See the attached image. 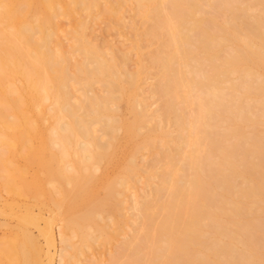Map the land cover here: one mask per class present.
Segmentation results:
<instances>
[{"label":"bare ground","instance_id":"1","mask_svg":"<svg viewBox=\"0 0 264 264\" xmlns=\"http://www.w3.org/2000/svg\"><path fill=\"white\" fill-rule=\"evenodd\" d=\"M13 1L0 4V183L20 225L0 241V264H41L44 248L28 228L45 217L30 206L19 215L21 197L52 213L42 228L35 225L46 238L47 264L56 219L63 223L60 264H75L84 248L121 230L125 191L149 171L138 154L156 148L162 128L143 93L151 64L141 52L159 37L165 42L151 63L177 133L162 132L169 150L161 184L110 264H264V130H246L264 123V0H136L152 27L145 38L130 24L139 54L134 70L128 52L90 39L88 20L67 30V49L59 41L60 15L91 14L101 1L105 14L118 13L124 0H21L17 8ZM122 101L130 119L118 114ZM48 116L57 121L52 135L43 126ZM124 145L122 163L116 159ZM114 159L120 174H95ZM32 164L44 178L28 177ZM146 172L145 184L158 178Z\"/></svg>","mask_w":264,"mask_h":264},{"label":"rangeland","instance_id":"2","mask_svg":"<svg viewBox=\"0 0 264 264\" xmlns=\"http://www.w3.org/2000/svg\"><path fill=\"white\" fill-rule=\"evenodd\" d=\"M20 1L21 0L13 1V5L15 8H17L19 4H21L23 1L36 3L35 0L34 1L33 0H22L21 3ZM5 3H8V0H0L1 5H4ZM106 8H108V4L105 1H101L100 6L98 8H95L91 14L84 12L82 9H77L75 13L73 14V16L65 15V14L60 15L59 18L57 19L59 25L61 26L60 33H59V41L61 40L64 47L67 49L70 44V41L67 39L69 38V35L67 34V30L72 26H78L79 22L82 19L88 20L86 31L90 39H92L94 42H97L103 47H106V48L113 47L114 49L118 50L120 53L128 52L130 55V59L128 62L129 68L131 70L137 69V65L139 61V54L134 44L135 43V31L132 30V28L130 27V24L132 21H135L137 23V26L139 27L140 33H143V36L146 38V32H148L152 27L151 18L143 17L140 14L141 8H139L138 3H136V0H124L118 13L117 12L111 13V11L109 10L105 14L104 12ZM154 13L155 11H153L151 14H154ZM122 18L124 19V21ZM1 37L2 35H0V41H1ZM164 42H165L164 37L153 38L150 42L145 41L144 46L141 50L142 57L145 60V62L148 63V66L150 64L152 65V66L151 65L149 66L148 75H146V79L143 84V88H144L143 93H145V95L147 96V102L150 106V110L154 114V116L158 118L157 123H161L162 128L157 131L156 148L153 149L152 151L142 150L138 154L137 162H138V165H141L142 168L146 167V169L149 170V171L147 170L148 172L145 171L146 173L149 174V172H151L150 174L153 173V175H155L156 177L158 176V178L156 180L152 179L153 181L150 180L152 183L149 182L145 184V181L148 182V180L144 179L146 178L145 172H143L144 169L137 175L134 186L131 185L129 187L133 189H130L131 191L129 190L128 192L125 191V193H127L128 195V198H127V203H125V206H124V212H125L124 214H126L124 217L125 222H122V224L120 223L121 230L116 232L115 238H113L111 241L107 243L101 240L95 243L94 247L92 248L91 247L84 248L83 254L79 253L77 255L76 258L78 259V262H76L75 264H110V261H112L115 258V256H118V254L120 253L119 251L123 247V243L129 237L131 238V236H134L133 234H135L136 230L140 227L139 225L142 221L141 219L142 215L140 214V207L146 203V200H150L151 198L155 196L156 188L161 184L160 177H161L162 168H163L162 163L164 161V155L169 150V146L166 145L163 140L162 132L167 131L173 134L177 133V127H175V125L173 124V120L171 119V117L170 118L165 117L164 101L158 91V87H159L158 68L159 67L157 65H154L157 67H153V64L151 63L152 58L159 53V50L163 46ZM16 77L14 79L16 80L18 79L17 81H20L19 75H17ZM123 102L125 103V101H122L119 104L120 105L119 110L121 111H119L118 114H120L125 119H130L132 117V114H130V111L127 105H124ZM46 105L47 107H50L51 102L48 101ZM46 118L47 119L44 122L43 126H45V129L48 135H52V130L54 126H57V121L55 118L50 117V116ZM161 119L163 121H161ZM246 130L249 133L250 132L253 133L254 131H259L260 133H262V131L264 130V123H261V125L257 127V129L253 128L252 126H247ZM54 139L58 140L57 138H54ZM130 143H128L127 145L125 142H123V144L127 145L126 146L127 148L128 146L129 147L132 146L131 145L132 143L131 144ZM59 145L60 144H57V143L52 144L55 150L57 151L63 150L61 149ZM125 145L121 147V151H119L120 154L117 155L119 158L116 156L117 157L116 161L118 160L119 162H121L123 160L122 163L125 161L124 157L126 156L124 155V152L127 151V149L126 150L124 149L126 148ZM67 159L69 161L72 160L71 156L70 158L68 157ZM67 159L65 161L69 162L67 161ZM114 161L112 164L110 162L109 164L108 162L104 161L103 163H107L109 165L108 166L104 165L105 166L104 169L101 168L99 170L98 169L94 170L95 174L96 173L98 175L103 174L101 176H104L105 178L106 176L107 178L108 177L110 178L112 177V175H116L118 171H119L118 173L120 174L121 172V168L119 166L120 164L119 162L117 163L116 161L115 162ZM22 163L24 162L22 161ZM103 163L101 164L102 166H103ZM116 164L119 166L118 169H117L118 166H116ZM69 168L72 170L71 166H69ZM28 170H29V173H28L29 178H32L33 175L36 173L40 174L43 178L45 177V173L42 171V169L37 164H32ZM109 174H111V176ZM1 180H2V177L0 175V182ZM45 182L47 181L45 180ZM152 184H155V186L154 185L151 186ZM50 186L51 188L53 187L52 185ZM127 195H124V196L127 197ZM17 200H18L17 201L18 207H16L17 208L16 210H18L19 215L24 213L25 206H30L31 209L35 212V214L41 213L40 212L41 210L43 216L45 217L43 219L44 221L42 220L39 221V224L38 223L31 224V225L28 224L29 225L28 230L30 233H32L33 236H35L36 240L38 238V241L41 244V246L39 245L40 248L41 249L42 247L44 248V250L42 249V251L40 252L42 254L41 255L39 254L38 256V258L42 259V260L39 259L41 264H47L48 257L46 256V253L48 252L49 248H48L47 242L45 241L46 240L45 236L40 235L41 233L38 227L39 225L41 226L45 225V219L51 217L52 213H50L51 211L48 210L49 207H43L42 209L39 208V205L37 204L36 200L32 197H21V198H18ZM11 202H13L12 196L1 186V183H0V208L5 207L6 203L8 204ZM4 209H5V214L4 212L0 213V241H7L10 238H12L14 234L17 232V230L19 229L18 226L20 225L17 222L19 221V219L17 220V216H15L12 213V211H10L11 212L10 213L7 206L1 210L4 211ZM258 221L260 223H263L264 225V215L263 214L259 216ZM62 224H63L62 221H59V219H56L53 222V229H54V233L56 236V241H55L54 248L51 247L50 249H51V253L55 254L53 256L54 264H60L61 251H62L61 249L64 248V244L61 242V235H60ZM35 225L38 227H36ZM39 228H42V227H39ZM72 234L73 233H71V235ZM72 241L75 242L76 244L77 243L79 244L78 237H74Z\"/></svg>","mask_w":264,"mask_h":264}]
</instances>
